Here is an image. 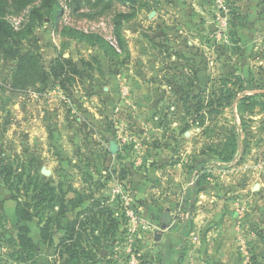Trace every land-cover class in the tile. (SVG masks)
<instances>
[{"label": "rangeland", "instance_id": "rangeland-1", "mask_svg": "<svg viewBox=\"0 0 264 264\" xmlns=\"http://www.w3.org/2000/svg\"><path fill=\"white\" fill-rule=\"evenodd\" d=\"M57 2L52 17L31 27L29 7L5 18L22 33L18 51L33 49L46 72L62 56L84 77L67 91L52 78L12 89L15 64L0 56V165L23 181L46 169L54 187L94 194L97 206L79 216L80 264H264V0H141L117 29L121 46L113 19L132 8ZM228 94L254 98L230 106ZM237 129L241 155L226 162ZM220 182L228 193L223 260L206 236L213 229L198 232L207 256L196 257L195 187ZM8 188L0 177V264L67 263L71 255L55 249L67 217L51 245L41 241L37 218L26 224L35 249L14 245L4 201L16 194L20 204L33 202L23 184ZM53 204L45 213L58 211Z\"/></svg>", "mask_w": 264, "mask_h": 264}, {"label": "trees", "instance_id": "trees-1", "mask_svg": "<svg viewBox=\"0 0 264 264\" xmlns=\"http://www.w3.org/2000/svg\"><path fill=\"white\" fill-rule=\"evenodd\" d=\"M100 1L101 0H71V3L75 9H78L83 3L93 5ZM104 1L106 3L115 1L128 8H132L131 13H118L113 19L114 32L118 44L121 46V40L119 39L117 29L123 18L134 14L135 7L141 0ZM57 4V0H0V56L5 61H12L15 64L10 79L12 89L30 85L34 86L36 84L44 85L50 78H52L55 84L57 83L61 89L67 91V84L72 83L76 78L82 79L84 77L83 72L80 71L78 66L71 59H65L62 56H58L53 60L49 67V72H46L44 68L39 65L40 57L33 51V49H29L24 54L18 51L17 47L19 46L20 40L23 39L21 37L22 33L15 31L5 18L7 14L18 13L29 7L27 12V24L28 26L30 24L31 27L34 25L35 21L42 22L45 17H52L53 9ZM60 12L57 18L60 17ZM28 33H31V28L27 31V34ZM27 41L30 44H28L29 46H32L31 43H35V41L30 42L29 39H27ZM82 64L84 63L82 62ZM232 96L233 95L228 94L227 98L224 100L230 106H232V104L236 105L237 102L246 104L250 101L252 102L254 98L251 95H242L241 97ZM221 101L222 99L218 98L217 102H219V104ZM209 104L210 101L208 102V105ZM261 120V124L264 127V115ZM201 124H203V121ZM243 133V129H237L236 134L230 131L231 135L229 139L226 140L229 141V153L223 158L224 161L229 162L234 159L235 154L241 155L239 145L240 143H244L241 139ZM23 176L22 173L16 175L11 165H0V177L3 178L4 184L9 187L8 190L10 192H18V187L20 184H23L25 193L27 194L30 192V199L33 202V204H20L16 198V194L12 195V200L16 203L15 214L17 218V231L13 238L14 245L19 247L21 252L27 251L31 253V251L35 249L31 239L28 237L29 230L26 226V224L31 222L34 218L39 220L41 241L51 245L52 230L54 228L55 230L59 229V219H62L69 209L75 211L80 210L85 202L90 201V205L87 208L77 213L73 220L67 222L64 234L55 247V249L60 250L61 255H63L64 249L66 254L71 255L70 260L68 259L65 264H71L73 261L76 262L75 264H80V261L76 258L78 252L83 250L81 248L82 242L80 241V235L77 231L78 228L81 229L83 227V224L79 220V216L91 213L93 208L97 206V203H95L96 201H93L92 199L94 194L90 193L87 196H83L79 191L72 189L71 185L65 189L61 187L62 184H59L58 187H54L50 178L41 175V173L28 174L25 176L24 181ZM13 186H15V188ZM70 193L72 194V197L67 198ZM53 202L58 205V211L53 215L45 213L47 209H50V205ZM40 207L42 208L38 212ZM74 235H76V237H74ZM8 243L12 246L11 242Z\"/></svg>", "mask_w": 264, "mask_h": 264}, {"label": "crops", "instance_id": "crops-1", "mask_svg": "<svg viewBox=\"0 0 264 264\" xmlns=\"http://www.w3.org/2000/svg\"><path fill=\"white\" fill-rule=\"evenodd\" d=\"M118 150L119 149H117L115 153H112V154L118 153ZM222 184L223 182H220L219 187L215 190H213V186H211V184L210 185L209 184H205V185L197 184L195 187L197 199L195 203H193V201L191 203L192 208L190 209V213L192 215V218L190 219H192V222L190 220L189 221H190V225H192L195 231L194 236L196 239L195 240L196 243H194L193 249L195 250L194 256L196 257L199 256L201 258H205L207 256L205 254V249H204L205 242H201L200 240H197L198 232L199 231L206 232V231H210V229H213L208 234H206V236H210L211 238H215L217 240V244L220 247L219 254H220L221 260H223L222 251L224 249V244L227 246L226 226L228 224V217H227L225 210L227 208L228 193H227V190L223 188ZM67 198H70V197H67ZM4 203L8 204L9 209L10 208L13 209V213L11 214L9 213V216L7 217L10 220V222L13 223V229H16L17 228V218L15 214L16 203L11 199H9L8 201H4ZM179 208L180 206L176 207L178 212H180ZM71 213H73V210L69 209L64 215V217H67L68 220H72V218L69 216V214ZM181 227H178V230L182 229ZM162 238L163 237L161 235L160 239ZM178 239H180V237ZM197 250H199L198 251L199 254H197Z\"/></svg>", "mask_w": 264, "mask_h": 264}, {"label": "water", "instance_id": "water-1", "mask_svg": "<svg viewBox=\"0 0 264 264\" xmlns=\"http://www.w3.org/2000/svg\"><path fill=\"white\" fill-rule=\"evenodd\" d=\"M188 135V133H186V136ZM111 144H110V151L112 152V153H115V149H114V142H110ZM116 147V146H115ZM41 175H43V176H45V177H48V176H50V172L48 171V170H46V169H42L41 170ZM160 237H161V235L160 234H157V233H155L154 234V239L157 241L158 239H160Z\"/></svg>", "mask_w": 264, "mask_h": 264}]
</instances>
